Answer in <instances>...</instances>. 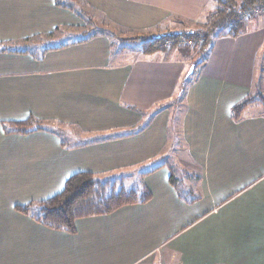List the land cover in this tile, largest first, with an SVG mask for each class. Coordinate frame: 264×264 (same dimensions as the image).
Here are the masks:
<instances>
[{"label":"crops","instance_id":"obj_1","mask_svg":"<svg viewBox=\"0 0 264 264\" xmlns=\"http://www.w3.org/2000/svg\"><path fill=\"white\" fill-rule=\"evenodd\" d=\"M86 1L103 18L151 36L188 31L185 22L203 23L218 3ZM66 6L0 0V45L54 33L45 38L56 46L0 52V264H264V106L232 114L264 96V20L216 36L196 73L195 55L182 48L129 59L107 36L70 43L57 28L82 22ZM30 116L44 128L4 131L3 122ZM171 153L199 170L198 200L172 184L163 159ZM85 171L99 178L140 171L152 198L78 218L75 233L16 209Z\"/></svg>","mask_w":264,"mask_h":264},{"label":"trees","instance_id":"obj_2","mask_svg":"<svg viewBox=\"0 0 264 264\" xmlns=\"http://www.w3.org/2000/svg\"><path fill=\"white\" fill-rule=\"evenodd\" d=\"M217 2L221 8L217 9L216 18L211 19L210 26L207 30L197 29L194 31L172 32L152 36V38L141 42V51L144 54L160 51L164 49V44L167 41H171L172 46L177 47L182 38H187L196 40L194 47H199V54L204 56L205 62L212 48L213 38L215 36H236L244 27L241 21V15L257 7L264 8V0H217ZM57 4L60 5L61 2L58 1ZM102 22L105 25L107 23L114 24L108 18H104ZM57 29H59V27ZM53 35L54 33H50L44 35V37L46 36V38H49ZM86 36L87 34L82 38H78L76 42L70 39L69 42H84ZM29 40L31 39H27L24 42ZM65 43L66 42H63L62 46H66L67 44ZM43 47L44 51L47 49H54L56 46L46 43ZM0 52L27 53L30 52V49L25 43L23 44V41H8L0 45ZM252 104H261L264 106V96L255 95L235 105L232 110L233 117L235 119L240 118L244 109ZM2 125L4 131L8 134H27L44 128V122L33 116L25 120L5 121ZM142 129L143 126H140L137 129H133L131 133L141 131ZM175 174L176 172L173 171L171 182L178 190L180 196L184 199L186 197V200L192 202L198 200L199 197L195 198V196H198L195 194L197 193L196 189L190 186V184L184 186L183 182L180 181ZM188 175V177L191 178L195 177L196 181H200L201 179L199 170H197L196 174L189 173ZM151 198L152 193L144 181L139 180L131 186H127L120 176L99 178L94 173L85 171L72 175L66 181L63 190L59 193L44 200L17 205L16 209L47 227L68 233H75L76 220L78 218L107 215L126 205L146 203L150 201Z\"/></svg>","mask_w":264,"mask_h":264},{"label":"rangeland","instance_id":"obj_3","mask_svg":"<svg viewBox=\"0 0 264 264\" xmlns=\"http://www.w3.org/2000/svg\"><path fill=\"white\" fill-rule=\"evenodd\" d=\"M61 1H63L64 5L69 4L70 6L69 7L66 6V7H68L70 10L73 9L72 12L75 15H77L80 21L82 22L80 25H76V26H73V25L72 26H67V25L62 26L61 27L62 31L60 29H57L58 34L65 35L68 38L73 39L72 41L76 42L78 38H82L83 36H85V34H87L85 41L92 39L96 36H107V37H110L113 51L115 53H118L119 51L125 52V54L127 55L126 57L130 59V58H134L135 56L139 55V53H141V50H142L141 42L143 40L152 38L151 35H148L145 33L141 34V33H138L136 30H128L127 28H124L123 26L119 24L107 23L105 25L102 22L104 20L103 18L104 14H102V12L100 13L99 10H97L95 7L90 5L86 0H82V1L81 0H61ZM218 8L219 9L221 8L219 3H217L215 10L208 13L206 17H203V20H202L203 23L201 24H198L197 21L185 22L184 25L186 26V29L188 31H194V30H197L196 27L200 26L202 27L200 29L207 30L208 27L210 26L211 19L216 18L215 15H216ZM79 12L82 13L83 15L80 14ZM246 13L249 15V18L246 17L245 15ZM260 19L264 20V8H260V7L246 11L241 15V21L244 26L248 25V23L252 21L258 22ZM261 27H264V24H261ZM38 37L31 38V40L27 42L23 41V43H25V45L28 46L30 51H32L35 46L36 47H39L40 45L44 46L43 44H46L45 43L46 38L44 37V35H38ZM186 41H187V38H182V40L178 43L177 47H173L172 42L167 41L164 44V49L160 51L168 52L174 48H182L184 50H188L189 52H191L190 54L192 57L195 55L193 66L195 67L194 69H195V72L197 73L198 68L200 67L201 63L204 62V56H202V54H199L200 52L198 50L199 47L197 46L194 47L196 40H193L195 42L194 44H189V43L184 44ZM260 59L264 60V55ZM193 74L194 73L190 74V76L192 75V78H193ZM263 77L260 75L261 79ZM179 97L181 96L179 95ZM179 99L180 98L176 99V101L174 100L175 103H179ZM182 156L184 155L181 153L179 154L171 153L169 154L168 158L165 157L163 159L168 160V163H170L173 171L176 172L175 175L178 176L180 181L183 182L184 186H187V184L188 185L190 184V186L196 189L197 184L195 182V177H192V178L188 177L189 176L188 174L189 173L196 174L197 170H193L191 168L192 165L190 163L183 162L186 160H182L183 158ZM121 177L123 179V182L127 186H131L132 184L136 183L139 180L143 181V174L140 171H137V172L129 171V172L124 173V176H121ZM196 192H197V189H196ZM195 194L198 195V192ZM197 197L199 196H195V198Z\"/></svg>","mask_w":264,"mask_h":264},{"label":"built area","instance_id":"obj_4","mask_svg":"<svg viewBox=\"0 0 264 264\" xmlns=\"http://www.w3.org/2000/svg\"><path fill=\"white\" fill-rule=\"evenodd\" d=\"M245 15H246V17L249 18V15H248L247 13H246ZM245 15H244V16H245ZM248 18H247V19H248ZM200 41H201V40H200ZM187 43H189V44H194L195 42H194L192 39H187V41H186L184 44H187ZM194 45H195V44H194Z\"/></svg>","mask_w":264,"mask_h":264}]
</instances>
